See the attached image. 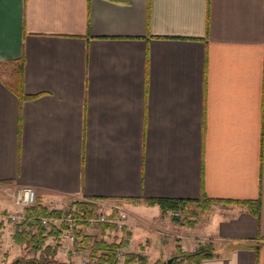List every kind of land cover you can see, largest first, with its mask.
Returning a JSON list of instances; mask_svg holds the SVG:
<instances>
[{"label":"crops","instance_id":"1","mask_svg":"<svg viewBox=\"0 0 264 264\" xmlns=\"http://www.w3.org/2000/svg\"><path fill=\"white\" fill-rule=\"evenodd\" d=\"M4 184L48 211L121 205L145 224L166 222L159 201L203 195L215 203L202 226L133 231L127 252L161 261L204 241L213 256L199 264H264V0H0ZM79 233L56 260L93 264L81 237L123 239ZM14 234L2 232L8 263L39 255Z\"/></svg>","mask_w":264,"mask_h":264},{"label":"trees","instance_id":"2","mask_svg":"<svg viewBox=\"0 0 264 264\" xmlns=\"http://www.w3.org/2000/svg\"><path fill=\"white\" fill-rule=\"evenodd\" d=\"M18 64V71L21 74L22 64L19 62ZM155 202V201H154ZM151 202V203H154ZM160 202V203H159ZM158 204L161 206L163 212H167L169 210H177V208L182 207L183 205L194 204L198 206L200 209H204L209 207L215 201L208 200L205 196H201L199 199L195 201H173V202H166V201H159ZM239 206H243L247 208L248 212L255 217H258L259 214V202H251L245 201L236 203ZM73 216L74 217H83V218H91L96 210V206L91 203H82V202H74L71 204ZM34 211H40L44 216L47 217H57L59 216V212L57 211H47L46 209L42 208L39 204H36L35 207L32 209ZM2 225V224H1ZM0 225V228L2 227ZM104 228L114 229L115 227L112 225H102ZM26 229V228H25ZM46 231L41 229L38 225L35 226V231L29 235L27 230L21 232H15L13 240L20 244L29 245L33 252L37 253L40 252L41 255L38 259H22L16 258L13 259L12 262L9 264H71V263H62L55 259L49 260L51 254L54 255L56 253V249H52L49 246L45 245L48 237L54 235V230L51 229L46 235ZM45 235V236H44ZM80 233H78V237L80 238ZM81 242L84 246H89V257L95 261L96 264H119L116 258V252L120 248H122L125 244L124 241H120L119 243H110L107 244L103 241H93L92 237L83 236L81 237ZM90 244V245H89ZM213 256V249L210 244H208L204 248H200L195 250L192 253H184L182 254V261L186 262L187 264H199L202 260L208 259ZM173 257L172 259H174ZM146 264V259L141 255L134 254V253H126L124 255V259L122 264ZM173 264V263H172Z\"/></svg>","mask_w":264,"mask_h":264},{"label":"rangeland","instance_id":"3","mask_svg":"<svg viewBox=\"0 0 264 264\" xmlns=\"http://www.w3.org/2000/svg\"><path fill=\"white\" fill-rule=\"evenodd\" d=\"M16 66V65H15ZM18 68V67H17ZM21 189H17L15 190L13 187H10L9 185L7 184H4V185H1L0 186V198L4 201H6L8 204H10L12 206V208H4V209H0V213L5 214L7 212H11L12 214H14L16 211H19L20 208L16 207L15 206V201H16V197H17V194L18 192L20 191ZM76 201H69L67 204L65 205H62L60 208H52L51 210L49 211H57L59 212V214H62V213H67V211L71 210L72 206L71 204L74 203ZM38 204V201H37V194H36V203L35 205ZM113 207H119L121 208L122 210H124L125 214L127 215L126 219H125V228H126V233L125 231H121L122 232V241H128L127 238L129 237V233L130 234H133V231L139 236V237H142L143 235L144 236H148L150 238V240L152 238H155V237H158V238H161V239H168V237H172L173 234H176L180 233V236H181V227H184V228H194V226H196V228L202 226L206 221H207V218H208V215H210V212L212 211L213 209V205H210L209 207H206L204 209H200L198 206L196 205H192V204H189V205H183L182 207H179L177 208V210H175V212H178L179 213V217H176V218H173L170 216V213L169 211L171 212V210L165 212L167 215H166V222L164 223H158V224H155V223H150V224H145V221H143V219H141V217H136L135 213L132 212V211H129L127 210L125 207L119 205H113V206H108V205H105V204H100L99 205V208L96 207V210H95V213L97 212H100L101 214L105 213V212H110ZM48 211V210H47ZM173 211V210H172ZM15 226V232H18L17 229H18V226L17 224H15V221L13 222H8V223H5L4 225H1V229L3 230L5 228V226ZM197 225H199L197 227ZM25 227L23 228L22 231H25L26 229V225H24ZM100 226V225H99ZM98 226H94L93 228H90V229H96ZM174 228L176 230H174ZM117 231H120L119 229H116ZM136 230V231H135ZM19 233V232H18ZM114 234L113 236H107V239L109 241H112L114 239ZM133 237V236H132ZM173 238H175V236L173 235ZM114 243V242H112ZM2 244V242H1ZM208 245V243H205L204 241H200L198 243V246H197V249H200V248H204ZM26 247H28L29 251L31 253H34L36 254L35 252H33V250H31L30 246L29 245H26ZM2 246H1V249H0V264H9L8 263V256H9V252H3L2 251ZM75 250L79 251V249L76 247ZM87 252V255L88 253H90V249H87V248H80V251L83 252L85 251ZM138 250V249H137ZM140 252L144 251V250H138ZM137 251V252H138ZM38 253V252H37ZM182 254H184V252H181L180 250H177V254L175 256V258L172 260V263L173 264H187L186 262L182 261L183 257H182ZM41 255V253L39 252V255L37 257H32V258H26L25 257H14L13 259H16V258H22L24 260L26 259H38L39 256ZM85 255V254H84ZM87 255L84 256V258H87ZM141 255V254H140ZM142 256V255H141ZM146 259V264H166L167 260H161V261H152V260H149L147 261V257L148 256H142ZM50 258H52L51 260L55 259L56 260V253L54 255H50L49 257H47V259L49 260ZM149 258V257H148ZM12 259V260H13ZM11 260V262H12ZM58 261V260H57ZM120 264H122V261H118ZM82 263H84V261H82ZM171 263V264H172ZM85 264H91L90 262H86ZM93 264H96L95 261H93ZM135 264H138V263H135Z\"/></svg>","mask_w":264,"mask_h":264},{"label":"built area","instance_id":"4","mask_svg":"<svg viewBox=\"0 0 264 264\" xmlns=\"http://www.w3.org/2000/svg\"><path fill=\"white\" fill-rule=\"evenodd\" d=\"M35 203V190L30 187L21 188L15 201V206L20 208V210L16 211L14 214L7 212L2 215V213H0V225L15 221V224L18 226V232L23 230L25 227L24 225L34 227L38 225L41 229L46 231L45 235L52 229L54 230V235L48 237L50 242L46 246L56 249V251L59 249L65 254H67L71 249L76 248L80 229H90L99 225H112L115 229H119L123 232L125 231L126 233L124 222L127 215L124 210L119 207H113L110 212H105L103 214L100 212L94 213L91 218H83L81 216L74 217L72 209L67 211V213L60 214L57 217H47L40 211L32 210L35 207ZM170 216L176 218L179 217V213L171 211ZM2 232L3 230L0 228V249ZM127 243L128 242L125 241L124 246L117 250L116 258L118 261H123L124 255L129 253L127 252Z\"/></svg>","mask_w":264,"mask_h":264},{"label":"water","instance_id":"5","mask_svg":"<svg viewBox=\"0 0 264 264\" xmlns=\"http://www.w3.org/2000/svg\"><path fill=\"white\" fill-rule=\"evenodd\" d=\"M173 259H168L166 264H171Z\"/></svg>","mask_w":264,"mask_h":264}]
</instances>
